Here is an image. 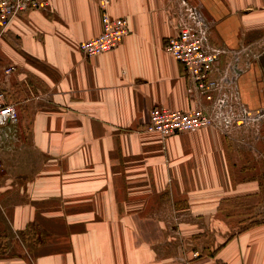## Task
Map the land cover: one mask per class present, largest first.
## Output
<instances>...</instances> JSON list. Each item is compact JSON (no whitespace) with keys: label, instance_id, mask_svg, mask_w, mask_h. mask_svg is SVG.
Instances as JSON below:
<instances>
[{"label":"crops","instance_id":"0c3cea01","mask_svg":"<svg viewBox=\"0 0 264 264\" xmlns=\"http://www.w3.org/2000/svg\"><path fill=\"white\" fill-rule=\"evenodd\" d=\"M187 1L226 50L215 77L264 109V59L227 73L241 65L234 50L264 43V0ZM180 8L51 0L0 38V91L19 118L0 126V264H264V121L255 138L145 131L154 107L193 106L191 80L165 51ZM104 13L130 32L85 57L78 44L101 33Z\"/></svg>","mask_w":264,"mask_h":264},{"label":"built area","instance_id":"2783aa9c","mask_svg":"<svg viewBox=\"0 0 264 264\" xmlns=\"http://www.w3.org/2000/svg\"><path fill=\"white\" fill-rule=\"evenodd\" d=\"M179 1L181 10L178 32L168 39L165 51L184 67L186 78L191 80L189 93L193 106L188 110L154 107L150 111L145 131L166 139L203 129L231 133L250 127L264 118V109L255 114L223 77H215L221 52L210 45L208 27L197 8L187 0ZM102 2L106 7L110 0ZM50 7L51 0H0V38L8 32L15 19L29 12L49 11ZM101 23L102 31L98 36L78 44L80 53L85 57H95L115 50L130 32L126 18L104 13ZM12 70L13 67H10L5 72L9 74ZM18 119L15 105L6 103L5 94L0 91V126L16 124ZM2 172L0 161V176Z\"/></svg>","mask_w":264,"mask_h":264},{"label":"rangeland","instance_id":"374dc122","mask_svg":"<svg viewBox=\"0 0 264 264\" xmlns=\"http://www.w3.org/2000/svg\"><path fill=\"white\" fill-rule=\"evenodd\" d=\"M210 29L208 28V33H209V42L210 45L218 50H220L221 54L219 55V59L221 58V56L225 53V49H223L222 47H220L219 45H214L211 40H210ZM232 58H234V62H237L238 64L241 62L240 68L237 66V64H233L232 66L230 65V69L228 67L227 73L228 71L230 72V70H232V73L234 74V76L238 77V74L243 72L244 70H247L249 68H253L254 66H256V61L258 60H262L264 59V43L262 44H251V45H241L240 48L238 49V51L234 50V52L232 54H230ZM238 57V60H236ZM233 62V61H232ZM251 68V69H252ZM228 81V78H226ZM236 80L232 81V87L233 89H235V91H238L239 95H240V91L239 88L237 86V82ZM241 97V96H240ZM258 111L255 110L254 113L256 114ZM264 121V118H261L258 122L253 123L249 128L241 131L244 134H250L251 135V130L254 131V138L257 134H259V127L262 125ZM228 134V133H227ZM229 135V134H228ZM264 200V198L262 199ZM198 255V253H194L193 256Z\"/></svg>","mask_w":264,"mask_h":264}]
</instances>
